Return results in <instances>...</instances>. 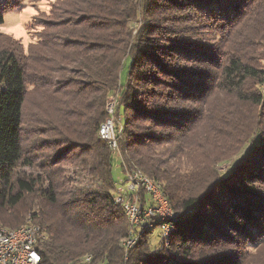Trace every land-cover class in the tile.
Segmentation results:
<instances>
[{"label": "trees", "instance_id": "1", "mask_svg": "<svg viewBox=\"0 0 264 264\" xmlns=\"http://www.w3.org/2000/svg\"><path fill=\"white\" fill-rule=\"evenodd\" d=\"M34 29L0 32V225H38L41 264H264V0H52ZM116 154L180 216L169 250L124 252Z\"/></svg>", "mask_w": 264, "mask_h": 264}, {"label": "built area", "instance_id": "2", "mask_svg": "<svg viewBox=\"0 0 264 264\" xmlns=\"http://www.w3.org/2000/svg\"><path fill=\"white\" fill-rule=\"evenodd\" d=\"M115 99H109V117L98 128L99 137L108 147L118 150V130L113 117ZM123 187L114 188L113 202L121 206L129 224V234L121 241L125 253L129 252L146 232L157 229L159 242L169 250L175 222L180 218L161 191L160 184L140 169L124 166ZM143 195V197H142ZM45 239L38 225L26 223L16 228L0 225V264H41L37 244ZM86 257L85 261H89Z\"/></svg>", "mask_w": 264, "mask_h": 264}, {"label": "rangeland", "instance_id": "3", "mask_svg": "<svg viewBox=\"0 0 264 264\" xmlns=\"http://www.w3.org/2000/svg\"><path fill=\"white\" fill-rule=\"evenodd\" d=\"M52 0H24L20 6L10 10L4 17V23L0 26V32L12 36L14 39L20 40L24 46L34 41V26L35 19L49 11V5ZM125 74H122L121 79L124 80ZM264 89V83L262 90ZM110 99H116V96H111ZM123 122V118L121 120ZM229 164H224L220 168L226 169ZM27 173H30L29 168H24ZM112 176L115 181V188L123 187L125 174L121 167V159L119 155H115L112 162ZM29 219H26V224ZM153 242L159 240L157 229L153 231Z\"/></svg>", "mask_w": 264, "mask_h": 264}]
</instances>
